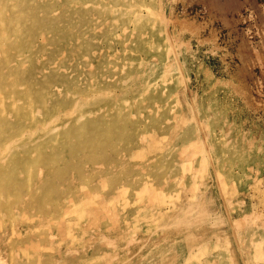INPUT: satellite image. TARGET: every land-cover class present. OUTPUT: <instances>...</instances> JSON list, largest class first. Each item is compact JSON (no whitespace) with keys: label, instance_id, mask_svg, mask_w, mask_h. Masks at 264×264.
<instances>
[{"label":"rangeland","instance_id":"rangeland-1","mask_svg":"<svg viewBox=\"0 0 264 264\" xmlns=\"http://www.w3.org/2000/svg\"><path fill=\"white\" fill-rule=\"evenodd\" d=\"M108 1L9 8L36 18L13 34L28 29L35 54L0 68L6 82L30 79L47 108L90 95L91 113L29 184L17 159L0 264H264V0H140L138 24Z\"/></svg>","mask_w":264,"mask_h":264},{"label":"bare ground","instance_id":"bare-ground-1","mask_svg":"<svg viewBox=\"0 0 264 264\" xmlns=\"http://www.w3.org/2000/svg\"><path fill=\"white\" fill-rule=\"evenodd\" d=\"M18 1L19 0H0V68H5L7 70L5 73H8L12 68L28 67L30 65L31 60H32L31 56L33 57V55L35 54L34 48H32V46H31V40L28 37V33H27L28 29L25 30L23 38H14L13 37V34H17L18 32L21 35H23L22 29H25V28H23L22 24H24V22H28V20H31V18L36 22V18L32 17L33 14L31 11H29L27 9V7L22 6L20 8V11L15 13V14H13L14 12L9 11V8L16 6ZM108 2H109V4H107V5H108L109 9L112 11L117 10L118 14L121 15L120 20L122 21V23L129 20V21H132V22L138 24L139 19L141 18L140 17V8L143 6V3L140 2V0H109ZM128 3H130V4L128 5ZM21 4H22V2H21ZM21 4L19 2V6ZM107 5H104V6L106 7ZM150 7L151 6L148 5L146 8L150 9ZM125 27L126 26H124V28ZM27 43H28V46H27ZM34 67H36V66H34ZM151 69H153V68H151ZM163 70L164 69H162V71ZM147 71H150V69ZM4 75L5 74L0 73V123L3 124L2 126H0V176L3 175V174H1L2 168L3 169L6 168L7 170H10L11 172H8L7 170H5L4 171V174H5L4 179H2V177H0V201L4 199L3 195H5V194L3 193V190H5V192H6V190H7V192L17 190L18 185H16L15 182L13 181L15 176H16L15 175V173H16L15 167H16V162H18L17 159L20 160V157L22 156V158H23V159L21 158L22 161H25V162L26 161L28 162L29 160L31 161V163H28L29 165L27 167H24L22 170H19L20 172H23V174L25 176V180L28 181V184H29V182L34 179V174L37 173L36 164L34 163L36 161L35 159L41 153L45 152V150L47 149V145H56V143L58 144V142L61 139H63L64 136H67L68 137L67 140L64 139L60 143L61 148H62L61 151H63L65 149V147L69 148V145H72L80 137H83L81 131L78 130V129L82 128V125L80 124V125L76 126V123L78 121L83 120L85 118V116H87L91 113L89 110H86V108H85L87 106V104L89 103V101H91L90 95L85 96L84 94L81 95V94L74 92L72 94L73 95L72 97L76 96V99H75L76 101L74 99H72L71 104L69 102L70 101L69 99H68L69 101L68 100L62 101V103L63 102L68 103L69 108L66 107L67 109H63V110L59 111V108L61 107L62 103L59 102V106H57L56 103H53L51 108H47L48 107V101H47V94L48 93H45L44 90H40L38 88H35V86L31 87L32 83H31L30 79H27V78L23 79V81L26 84L19 82L17 79H12V80L6 82ZM159 75H163V74L162 73L161 74L156 73V77H158ZM157 79L158 78H156V80ZM149 82L150 81H148V83ZM149 84H151V83H149ZM135 86H137V85H135ZM135 86L131 89H135L136 88ZM110 89H112V88H110ZM125 89H128V88H125ZM123 90H124V88H123ZM111 92H113V91H111ZM135 92H136V90H135ZM93 93H95V92H93ZM121 93H122V91H121ZM99 94H100V91L96 92V94H94V95L99 96ZM112 95H113V93H112ZM41 96H42V98H41ZM131 97L133 98V96H131ZM123 101H124V99H123ZM80 102H82V103L80 104ZM109 102L111 103V101H109ZM114 103L115 102L113 99V104ZM111 108H113V107H111ZM94 110H95V108H94ZM119 117H121V116H119ZM9 118H10V121H9ZM72 123L75 124L74 127L75 126H76V128L78 127L76 130H74V131L78 132L76 134L69 133L70 128H72V127L67 128V126L72 124ZM10 126H12V128L13 129L15 128V129L13 131H6L8 139L6 141H4V140L1 141V138L4 134V129L9 128ZM78 144H79V147H83V148L84 147L86 148V146H87L86 144L85 145L83 144V141H80ZM143 150H140L139 152L142 153ZM202 156H203V154H202ZM20 163H21V161H20ZM118 163L122 164V162H118ZM6 164H7V166H6ZM115 164H117V163L115 162ZM113 165H114V163H113ZM24 166H25V163H24ZM202 166H204V165H202ZM61 167L62 166H59V164H58L57 167L54 169L57 170V169H60ZM186 167L187 166H185V168ZM40 169H41V167H40ZM95 169H97V168H95ZM40 172H41V170H40ZM40 172H39V174H40ZM84 179L89 180L90 177L86 176V177H84ZM73 185H74V183H73ZM70 188H71V185H70ZM68 194H70V193H68ZM48 197L49 196H45L46 199ZM66 197L68 198V196H66ZM12 198H14L13 194L10 198V194L6 193V195H5L6 203L9 199L11 200ZM71 198H72V196H70V199ZM153 199H154V197H153ZM43 200H45V199H43ZM48 200H51V197H49ZM150 200H152V199L150 198ZM169 204H171V203H169ZM20 210H21V208H20ZM58 228H61V227H58ZM31 232H33V231H31ZM36 233H34V234L37 236ZM55 235L56 234H54V236ZM44 236H46V235H44ZM116 237H118V236H116ZM10 238H11V236H10ZM52 238H53V236H52ZM58 238H59V236H58ZM28 239H29V237L27 238V240ZM8 240H9V238H8ZM31 242L29 244H31ZM33 244L34 243H32V245ZM35 244L37 246V243H35ZM34 245H33V248L35 247ZM30 248H32V247H30ZM29 250L31 251V249H29ZM17 251H18V249H17ZM18 252H16V253H18ZM48 255H49V253H48ZM16 256L18 257L19 253ZM41 256L45 257V255H41ZM21 258H22V256H21ZM28 260H31V258ZM31 261H34L33 258Z\"/></svg>","mask_w":264,"mask_h":264}]
</instances>
